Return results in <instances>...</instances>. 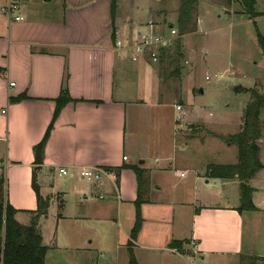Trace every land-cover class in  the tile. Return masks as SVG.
Returning a JSON list of instances; mask_svg holds the SVG:
<instances>
[{"label":"crops","instance_id":"1","mask_svg":"<svg viewBox=\"0 0 264 264\" xmlns=\"http://www.w3.org/2000/svg\"><path fill=\"white\" fill-rule=\"evenodd\" d=\"M16 2L24 19L10 22L2 12L7 0H0V179L5 181V200L19 211L17 221L29 225L31 212L38 208L32 187L34 147L42 141L53 120L56 100L67 73V89L75 101L68 103L57 118L38 173L41 195L49 201V213L53 199L59 200L62 193L72 195L76 199L72 209L76 218H94L110 222L112 226L117 222L126 236L127 248L136 221L138 180L132 167H137L144 171L146 192L141 206L143 225L135 250L143 247L164 252L166 249L173 258L178 256L186 262L188 258V264H192L195 257L187 254L188 244L184 248L187 253L172 250L169 244L173 240H194L204 260L210 257L219 264H229L228 256L232 261L237 260L233 264H241L240 257H245L249 263L256 262L252 258H264L254 253V246L243 253L245 225L264 218V195L260 186L264 187V168L249 181L257 210L241 213L237 210L241 206L239 179L215 178L207 172L209 165H235L238 160L232 164H177V143L183 146L196 142L201 146L214 139L226 144L218 135L211 131L210 136L209 131L204 130L208 138L198 133L189 136L178 129L173 132L170 145L165 137L141 144L134 139L132 115L142 107L166 106L159 102V66L146 58L134 63L124 53L116 51L113 28L116 40L150 31L170 35L164 26L166 21L171 23L169 16H176L177 10L163 6L160 0H118L113 23L111 0H56L55 4L53 0ZM262 3L264 0L257 4L261 15L251 18L244 8L239 12L232 9L217 12L215 7L223 6L217 0H209L205 6L200 0L195 17L197 31L184 35L190 40L196 35L204 38L206 43L200 44L202 39L199 42L201 49L197 44L190 48L191 55L200 49L209 55L207 63L214 66L223 64L220 57L225 56H221L222 52L214 54L207 42L209 37L210 41L211 37H216V41L231 42L236 55L231 56L230 52L226 55L227 70L242 74L246 82L242 88L248 90L255 85L261 87L258 82L264 79V56L262 50L256 49L258 33L264 35ZM224 17L229 20L223 34L225 38L218 33L210 35V27H221ZM251 25L255 26L253 31ZM238 46L248 50H235ZM145 91L153 96L148 103L146 96L142 97ZM22 94L28 98L11 101L12 97ZM199 94L203 95L204 91ZM177 116L175 109L174 123ZM207 121L204 114L199 118L204 125ZM227 121L225 118L222 122ZM232 121L235 124L231 125L227 136L239 133L243 117L238 112ZM260 121L264 130V111ZM231 148L233 146L228 145V149ZM150 155L154 157L148 160ZM132 157H137L138 163L132 162ZM146 161H150V166ZM261 163L264 166V159ZM89 167L121 169L120 177L116 180L111 174L100 186H90L76 175L60 177L58 174L60 168L75 171ZM63 180L65 190L54 191L58 181ZM42 223L43 219L39 225L43 236ZM111 231L114 233L113 229ZM55 235L50 244L43 236V244L49 250ZM159 242L164 245L159 247Z\"/></svg>","mask_w":264,"mask_h":264},{"label":"rangeland","instance_id":"2","mask_svg":"<svg viewBox=\"0 0 264 264\" xmlns=\"http://www.w3.org/2000/svg\"><path fill=\"white\" fill-rule=\"evenodd\" d=\"M53 1L55 4L56 0ZM160 1L163 6L177 11L182 3V0ZM217 1L223 5L222 7L221 5L215 7L217 12H222L224 10L228 11L230 9L238 12L243 11V7L240 4L241 2L239 3L240 0ZM208 2L209 0H201V4L204 6V3ZM255 10H258L257 5ZM177 11L176 16L173 14V16H169L171 23L166 21L164 26L168 34H170V25H173L176 31L172 46L163 52L162 56L164 57L161 58L160 64H156L157 67L159 66L160 72L159 102L162 104L165 103L166 106L164 108H154L151 106L142 107L135 114L136 117L134 114L132 115L133 124L131 130L132 132L134 130L136 134L134 139L137 138L138 143L141 144L145 141L148 142L149 139L155 141L158 137H165L166 141H168V145H170L175 130L181 129L182 132L187 133L189 136H195L198 133L199 136L208 138L209 136H207L204 131L207 130V132L209 131L208 135L211 136L213 132L226 144L214 139L207 140V143L201 144V146L197 145L196 142L194 144L189 142L183 146L177 143V164L182 166L191 163H198L199 165L205 163L232 164L238 160V147L235 144L231 145V141L228 140L229 136L226 135L230 133L231 125L235 124L232 118L235 117L238 112L239 115L241 114V118L243 117L246 106L250 100L252 89L260 88L261 93L264 94V79L258 82L261 87L255 85L250 90L242 88L238 93L236 90L237 87H242V84L245 85L246 82L242 74L227 70L228 61L226 60V55H229V52L231 56L234 55L235 57L236 55L232 52V43L222 39H217L216 41V37H211L210 41L209 37V41L207 42H209L208 44L214 49V54L222 52L223 54H221V56L224 55L225 57H220V61H222L223 64L220 63L216 66L208 64L207 57L209 55L200 52L202 46H200V44L206 43L204 38L200 37L201 35L193 36L191 40L190 38L188 39V36L186 38L185 36L180 38ZM165 16H167V13H165ZM223 19L225 22L220 23L221 27H217V25L210 27V35L218 33L225 38L223 34H226V27L229 24V20L225 17ZM254 28L255 26L251 25L252 31ZM179 38L182 39V41H180V48L178 47ZM196 44L200 49H197L196 52L191 55L190 48H193ZM240 46H238V48H233L235 50H239V48L241 50H248L247 47ZM256 49L257 51H261L258 45H256ZM253 52L255 54V48ZM208 61H210V59H208ZM207 77H209L208 80ZM201 89L204 91L203 95L199 94ZM142 97H145L146 102L153 99V96L151 97L147 91L144 92ZM173 105L182 106L184 118L179 123H174L173 121L176 109H174ZM203 114L208 120L205 125L199 122V118ZM225 118L228 119L227 123L222 122ZM228 145L233 146V148L228 149ZM257 145L260 149L259 158L260 161H262V159H264L263 129L261 138L257 141ZM152 155L155 154L153 153ZM152 155L148 157V160L154 157ZM132 156H134V154ZM136 158L137 157H132L131 161L138 163ZM146 164L150 166V161H146ZM260 186L262 187L261 195L263 196L264 187L263 185ZM65 188L66 182L63 180L58 181V184L53 190L64 191ZM59 196L61 197L59 200L57 198L53 199L50 213L48 212L47 215L42 218L43 236L47 243L50 244V239L53 237L52 235L56 233V238L52 242L51 249L46 256V264H129V255L125 245L127 239L122 233V229L118 228L116 225L117 222L112 226L110 222H104L94 218L90 220L76 218L78 216L72 214L76 199H74L72 195H65L63 193ZM151 196L154 198L156 195L153 194ZM245 227L246 232L243 253L254 246V253L264 256V218L260 221L257 220L254 224L248 222ZM112 229L114 233H112ZM156 240L158 242V239ZM90 241L93 242L91 243ZM119 243L121 244L119 245ZM142 243H146V241ZM159 243V247L164 245L162 242ZM135 252L141 264H188L189 262L188 258H186L188 262L178 256L173 258L166 249L164 252H160L159 250L138 247ZM187 252L188 255H192V252ZM255 259L256 258H252L254 261ZM226 260L229 264L236 263L237 261H232V257L230 256H228ZM212 261L213 259H210V257L208 260L206 259L203 261L197 257L195 258V263L192 264H219L216 260H214L213 263ZM240 263L264 264V260L262 261L259 259V261L257 260L255 263H249L245 257H240Z\"/></svg>","mask_w":264,"mask_h":264},{"label":"trees","instance_id":"3","mask_svg":"<svg viewBox=\"0 0 264 264\" xmlns=\"http://www.w3.org/2000/svg\"><path fill=\"white\" fill-rule=\"evenodd\" d=\"M259 0H240L244 11L251 17L256 18L261 14L255 8ZM200 0H182L178 11V25L180 36L197 31L195 17L199 7ZM118 8V0H111V13L113 23L115 21ZM115 27L113 28V43L116 41ZM257 42L264 56V35L258 33ZM180 48V40L178 43ZM180 50V49H179ZM178 50V52H179ZM68 75L65 73V80L60 96L56 100V109L53 120L49 125L42 141L34 147L35 168L33 170L32 187L36 193L38 208L31 212L33 216L29 225H22L16 219L19 212L10 202L5 200V181L0 179V256L2 264H45V259L49 247L43 244V236L39 228L40 221L48 213V199H44L40 192L38 184V173L44 162L45 146L49 139L54 124L59 117L62 109L70 102L75 100L71 98L67 89ZM26 94L18 97H12V102H20L27 99ZM264 111V94L258 88L251 90L250 100L246 106L243 115V124L238 134L229 136L228 140L238 147V163L235 165H209L207 172L209 176L221 179L238 178L240 181L241 206L237 209L239 212L256 211L253 203L254 190L249 186V181L264 168L259 158V146L257 141L262 135V125L260 117ZM136 172L138 180V197L135 201L136 221L130 234V240L127 244L129 255V264H139L135 254V242L142 229L143 218L141 206L146 192L144 171L137 167H132ZM106 171L116 175V180L120 177L121 169L105 168ZM190 241L173 240L169 248L178 252L184 251L185 245ZM264 260L257 258L255 261ZM255 263V262H254Z\"/></svg>","mask_w":264,"mask_h":264},{"label":"built area","instance_id":"4","mask_svg":"<svg viewBox=\"0 0 264 264\" xmlns=\"http://www.w3.org/2000/svg\"><path fill=\"white\" fill-rule=\"evenodd\" d=\"M2 12L10 22H17L24 19L20 14V6L16 0H7V4L2 8ZM175 34L176 31L171 29L170 35H162L150 31L138 34L136 37L132 38H118L115 42L114 48L116 51L127 55L129 60L134 63H138L146 58L153 64H159L163 52L172 46ZM208 79L209 77H207V80ZM11 86H14V83H12ZM175 108L178 114L176 122L179 123L184 118V113L182 112V106H175ZM124 160H127V157H124ZM58 174L60 177H74L76 175L90 186H100L103 184L105 177H108L111 174L116 178L114 173L108 172L99 167L82 168L76 169L75 171L60 168ZM103 197L104 196L101 195L100 199H103ZM188 246L193 257H199L202 261L204 260V258L200 256L196 241H190Z\"/></svg>","mask_w":264,"mask_h":264},{"label":"water","instance_id":"5","mask_svg":"<svg viewBox=\"0 0 264 264\" xmlns=\"http://www.w3.org/2000/svg\"><path fill=\"white\" fill-rule=\"evenodd\" d=\"M44 1H46V2H49V1H51V0H44ZM241 89H242V87L240 86V87H237V91H241ZM201 94H203V91L202 90H200L199 91Z\"/></svg>","mask_w":264,"mask_h":264}]
</instances>
